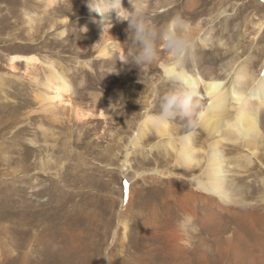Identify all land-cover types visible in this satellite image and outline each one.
<instances>
[{
	"label": "rangeland",
	"instance_id": "obj_1",
	"mask_svg": "<svg viewBox=\"0 0 264 264\" xmlns=\"http://www.w3.org/2000/svg\"><path fill=\"white\" fill-rule=\"evenodd\" d=\"M88 1L79 3L84 8ZM191 2L195 5L189 6ZM149 6L145 13L158 27L180 16L191 27L213 28V44L206 49L197 45L200 67L224 63L231 72V67L251 62V69L260 73L264 28L258 34V24L264 20V0H150ZM26 7L39 13L33 35L27 34ZM64 7L52 11L59 10L53 16L44 14L36 0H0V264H264V160L253 158L258 166L254 172L261 168V174L249 176L243 169L237 170L239 175V167L224 173L238 185V193H232L237 200L231 204L219 203L208 193L202 198L192 180L198 174H178L174 162L162 158L163 151L157 155L153 131L148 134L152 139L145 138L142 148L132 153L128 171L123 162L138 123L151 104L159 106L172 85L161 82L159 61L141 66L130 61L119 78L112 74V61L78 48V16ZM66 14L70 21L64 41L59 32ZM53 17L59 21L52 31L48 24ZM126 36L130 44V32ZM126 51L135 54L134 48ZM18 52L36 53L42 63L27 67L21 61L12 69L9 57ZM47 57L56 61L60 72L64 68L73 75L76 86L82 76L87 79L73 99L84 108H101L104 118L81 122L71 104L51 107L36 99L50 73ZM156 84L159 98L153 94ZM43 109H50L51 115ZM156 166L169 167L175 173L172 182ZM177 184L180 187L174 188ZM251 185L260 188L252 192ZM131 190L134 194L125 206ZM187 193L199 204H189ZM185 214L192 215L195 227L181 233L177 222ZM124 220L128 239L120 242Z\"/></svg>",
	"mask_w": 264,
	"mask_h": 264
},
{
	"label": "bare ground",
	"instance_id": "obj_2",
	"mask_svg": "<svg viewBox=\"0 0 264 264\" xmlns=\"http://www.w3.org/2000/svg\"><path fill=\"white\" fill-rule=\"evenodd\" d=\"M36 1L37 6L42 7V11L44 14L48 13L49 15L52 14L53 16H57L56 13L59 10L55 12L52 11L56 10L62 4L65 5L64 9L66 11H75L76 13L74 12V15L78 16V18L75 25L76 31L74 38L76 40L78 48L84 50L85 53L87 52V54L96 52L98 56L97 59L100 58L104 62L112 61V63H114V65L112 64L113 67L109 68L107 66V68H109L108 70L111 72L115 66L116 70L111 73H117V75H119L118 78L121 76V73L126 70V66L128 63L121 61L118 57L127 55L128 51H130H126L127 48L125 47V45L127 44L126 41L128 40V36L123 37L124 35L129 33V25L127 20H122L117 17L115 10H112L110 13H108L107 19H105V17L101 16L90 7L89 1L85 4L84 8L82 4L79 3V0ZM149 1L150 0H140V3H142L143 5L144 12L148 11L149 7L151 6H149ZM25 2L28 3L29 0H25ZM121 4L125 9H128L129 11L133 10L130 0H121ZM26 5L28 6V4ZM194 5L195 3L189 4V6ZM151 7H153V5ZM25 9H27V7ZM81 12H84V14H82ZM38 14L39 13L37 12H33V10H26V20L24 19V21L30 27V30L27 31V34L29 33L33 35L34 32H32V30L34 24L38 21ZM45 16L46 15H44V19H46ZM49 20V28L53 31L59 20L55 19L54 17L52 21L51 19ZM69 21L70 16L67 14L61 21L65 27L60 30L61 32H59V37L64 39V41L68 37L66 27L68 26ZM186 24L194 36L201 38L199 44L203 47V49H206L207 46L213 44L212 42H214L215 40L213 28L210 27V30L206 31L203 30L200 26L191 27L189 23ZM263 28L264 20L258 24V34L263 31ZM125 38L127 39L126 41ZM162 45L164 44H160L161 48ZM161 48L159 49V58L157 60L159 61V64L161 65L163 70V73L161 71V82L164 84L168 83L169 85L170 83L165 80V74L180 71V69H178L174 64L172 54L167 50V48H162L164 50H162ZM164 53L166 56H164ZM46 60L47 61L45 62V65L49 67L50 73L47 75L46 81L42 85V87H44V92H41L40 94L35 92L37 95L34 93L36 95V99H38L39 102L44 103L45 101H48L46 105H53L51 107H55V105L58 106V104L63 107L64 103H69L71 104L70 110L75 116V119L81 122L89 119H102L106 116L105 112H103L101 108H84L77 104V101H75L76 99H73V96L77 95L80 92L79 88H82L84 81L87 80L86 78L81 75L82 77L78 82V86H76L74 80L71 78L73 75L69 77L64 68L63 72H60V70L58 69L59 66L56 61L49 59L48 57ZM21 61L26 62L27 67H29L41 62V58L36 53H30L26 55L19 52L12 54L9 57V65L12 69H16V63ZM91 62L89 61L88 63L92 68ZM193 66L194 67L191 68L190 65L186 63L184 65L183 72L189 75L197 83L202 97V122L197 126L196 130H194V128L188 127L187 123L180 119L157 122L156 117L159 112V106H157V104H155V106L151 104L146 114H144L143 119L138 123L137 132L135 133V137L132 138L130 144V146H132V150L127 149L123 163H125V167L128 165V168L126 167L128 171H132L133 163H131L132 161H130L132 153L137 152V149L142 148H140V145L142 144L143 140H145V138H147L148 140L152 139L148 134L153 131L156 133V136L154 137L158 138L156 144H152V147H155L157 149V155H160V152L163 151L164 155L162 156V158H164L167 162L172 160L174 162V167L179 170L178 174L193 173L195 175L197 173L198 176L194 177V179L192 180L196 188L199 190L198 193L202 198L205 197V193H208L211 194V196L213 195V197L218 198L219 203H232V201L234 202L235 198L238 196H235L234 193L235 197H233L232 193H238V191L236 190L237 188L234 187L235 184L230 181L229 177L228 180L227 177H225L224 173H227L226 171L231 173L234 167H239L236 168L235 172H237V170L240 172L244 169L243 172L247 173L246 175L249 176L252 174H261L262 172L261 168L257 169V171L254 172L258 166L252 163L253 158L264 160V63L262 64V67L259 70L260 73L258 75H256L257 70H254V68L251 69V62L250 65H246L247 67H245L244 65L239 68L231 67V69H234L231 72H229L230 68L226 69L227 66L224 63L221 64V67L219 68L215 67V65L213 66L209 64L208 62L200 67L195 61V63H193ZM146 68L151 71L153 69L151 66H148ZM145 90L146 88H144L143 91ZM167 91L168 90H166V92ZM153 94L154 96H156V98H159L162 95L160 86L158 84H156V89ZM154 100H152V102ZM53 109L54 108H52V110ZM43 110L49 113L51 112L50 109ZM70 110L68 109V111ZM52 114L56 113L53 112ZM56 118L57 117L55 116V119ZM182 123H185V125H181ZM225 149L228 150V153L233 154L228 156L227 153L224 152ZM156 152L153 151L152 153L154 154ZM233 163H236V165H233ZM156 168V171H158L160 175H164L167 178L170 177V179L175 174L173 173V171H169V167L161 168V170L157 166ZM144 171H146V169L140 171L139 174L141 172V174H143ZM233 174L235 173L233 172ZM170 182H172V179L170 180ZM235 186L238 187V185ZM173 187L178 188L180 187V185L177 184V186ZM259 188V186L251 185L252 192L257 191ZM169 191H173V189H170ZM133 194L134 193L132 192V190L131 193L128 192L127 198L124 202L125 206L127 204L126 201L128 200V197L130 199ZM189 197L191 199V202L189 204H193V207H195L194 205L197 204L199 200L193 196ZM206 202L209 206H213L211 205V203L213 202L218 204L215 200L211 203H208V201ZM203 203H205V200L203 201ZM119 234L120 236L118 240L120 242L124 240L126 241L128 239V226L126 220H124V226L121 228ZM124 242L122 243V245L124 244Z\"/></svg>",
	"mask_w": 264,
	"mask_h": 264
},
{
	"label": "clouds",
	"instance_id": "obj_3",
	"mask_svg": "<svg viewBox=\"0 0 264 264\" xmlns=\"http://www.w3.org/2000/svg\"><path fill=\"white\" fill-rule=\"evenodd\" d=\"M133 10L125 9L121 0H89L90 7L107 19V14L115 10L117 17L127 20L131 43L125 47L134 48L135 54L119 56L126 63L141 66L156 62L159 58V46L165 45L172 54L174 64L180 71L165 74V80L172 87L159 100L157 122L183 120L190 128L198 126L203 119L202 97L197 83L185 72L187 62H195L197 45L200 37L194 36L185 20L176 16L168 26L161 28L152 22L144 12L140 0H130ZM115 66L113 71H115ZM194 218L183 215L177 222V229L181 233L194 230Z\"/></svg>",
	"mask_w": 264,
	"mask_h": 264
}]
</instances>
